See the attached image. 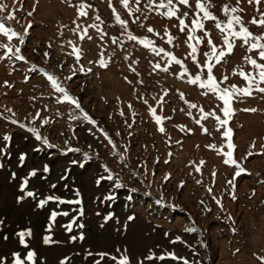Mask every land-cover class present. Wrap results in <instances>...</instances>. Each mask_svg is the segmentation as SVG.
I'll use <instances>...</instances> for the list:
<instances>
[{
	"label": "rangeland",
	"instance_id": "obj_1",
	"mask_svg": "<svg viewBox=\"0 0 264 264\" xmlns=\"http://www.w3.org/2000/svg\"><path fill=\"white\" fill-rule=\"evenodd\" d=\"M196 2L176 5L177 16L188 25L181 32L177 17L158 14L146 6L148 0L139 4L129 0L128 7L121 0H0L7 5L0 18L24 38L20 44L18 37L8 40L0 34V45L12 47L13 52L19 47L25 58H8L7 48L0 47V57H4L0 59L3 264H13L14 253L20 254L24 264H33L26 259L29 251L36 253L35 264H61L62 260L95 264L100 260L97 253L119 258L125 250L131 264H183V260L189 264H264L260 259L264 258V93L254 90L251 96L234 98L235 114L221 127L215 116L225 118L223 102L199 83L189 82L196 75L206 80L203 66L212 63L220 87L248 86L239 73L256 75L245 57L264 63L258 52L248 51L237 40L232 54L216 63L208 39L217 51L225 47L224 34L215 26L219 21L223 27L227 21L222 12L225 4L243 9L237 14L245 27L255 36L264 35V27L250 23L264 12V0L258 6L248 0H211L217 20H203V30L190 31L198 18ZM81 3L91 5L85 9L87 16L78 14ZM9 15L14 19H7ZM77 25L80 30L73 31ZM83 29L87 35L81 40ZM169 34L174 38L171 43ZM190 35L198 39L189 40ZM141 41L152 43L145 46ZM189 45L195 46L194 54ZM73 47L80 50L78 61ZM102 59L107 67L101 66ZM49 77L71 100L56 90ZM150 108L161 117L159 124ZM209 112L215 116L204 119ZM29 128H35L53 147L36 140ZM226 128L232 130L233 158L245 169L235 179L238 169L225 164L222 154L229 150L222 135ZM5 135L11 139L5 141ZM21 155L24 160L19 159ZM45 165L48 172H44ZM34 170L36 175L31 176ZM109 175L111 180L101 179L97 184ZM27 191L35 195L28 197ZM109 195L115 199H105ZM49 196L80 203L52 200L40 207V201ZM53 211L68 215H57L52 222ZM110 215L112 219L106 222ZM129 216L134 219L128 220ZM29 230L25 247L19 233ZM45 236L54 242L44 244ZM177 237L180 240L173 243ZM150 254L166 258L149 260ZM169 254L183 259L173 260ZM100 264L116 262L106 256Z\"/></svg>",
	"mask_w": 264,
	"mask_h": 264
},
{
	"label": "snow or ice",
	"instance_id": "obj_2",
	"mask_svg": "<svg viewBox=\"0 0 264 264\" xmlns=\"http://www.w3.org/2000/svg\"><path fill=\"white\" fill-rule=\"evenodd\" d=\"M122 4L125 7H128V3L129 0H121ZM137 4H139L140 0H136ZM248 2L250 4L255 3L257 6L260 4L261 0H248ZM237 3H239V0H237ZM184 5V6H190L189 0H159V3L156 2V0H148V5H146L149 8L155 9L157 10L158 14L162 15V16H166L167 18L171 19L173 17H177V19H179V25H180V31L183 32L185 31L186 28H188V25L185 24V21L183 18H180L177 16V13L179 12V8L176 5ZM91 7V5H87L85 3H81L78 6V14L79 16H87V11L85 10L86 8ZM215 6L213 4H211V0H197L196 2V8L199 10V13H203L202 17H199V13L198 18L194 19L192 21V24L194 25V27L192 29H190V31H195L197 29L203 30L204 29V24H203V20H217L216 15H214V13L212 12V8H214ZM7 8V5L4 4H0V12H3L5 9ZM160 9H165V11L160 12ZM136 11H139V9L137 8ZM243 9L238 8V7H232L229 6L228 4H225L222 6V12L224 14L225 17H227V21L224 24V26L222 27L221 22L217 21L216 23V28H218L221 33H223V43L225 47H222L219 49V51H217L216 46L214 44H212L211 39H208V43L209 45H211L212 51H211V56L216 58V63H220V61L232 54L234 47L236 46L235 41L239 40L242 41L243 45H247L248 46V51H256L258 52V56L259 59L261 61H264V35H260V36H255L247 27H245L244 22L242 20V17L240 15H238L237 13L242 12ZM113 12H115V9H113ZM257 12H259V7H257ZM28 15H32L31 12L28 13ZM184 16H187V13L183 14ZM7 19H14V16L9 15L7 17ZM97 20H99V16L96 17ZM117 21L121 24V26H125V21L121 20L120 17L117 15L116 16ZM75 23V21H74ZM250 23L255 24L257 26L260 27H264V12L260 13V18L256 19L255 17H253V19L250 21ZM28 27H31V24L29 23ZM90 27L93 28H97V30L99 31V26L96 24H92L90 25ZM80 30V25H77L76 29H73V31H77ZM84 35L80 36V39L83 40L84 36L87 35V29H83L82 30ZM149 32H152L153 29L152 28H148ZM25 32H27V29H25ZM0 34L4 35L8 40H12L14 37H18L19 38V43L23 44L24 43V38L23 35L13 31L10 28H7L3 18H0ZM205 36H208V33L205 32ZM88 39H91V37L89 36ZM129 39H136V37L129 35ZM174 38L169 34L168 36V42L171 43L172 40ZM192 39H198L196 37L193 36H189V40ZM115 42V41H113ZM142 43L145 44V46H149L151 45V41H141ZM198 42H200L198 40ZM71 43V42H70ZM190 47H192V53L194 54L196 52V48L193 45H189ZM0 47H6L7 48V54H8V58H10L11 56H15L16 60H24V56L20 54V48L17 47L15 48V52H13L12 47L7 46V45H0ZM153 51H156V49H153ZM160 51H163V49H160ZM73 52L76 54V59L77 61L80 59V55L79 52L80 50L73 47ZM4 57H0V59H3ZM193 59L195 60V56L193 55ZM247 63H249L255 70H256V75H252L251 73H244L243 71H241L239 73V75L247 81L248 86L245 88H237L236 86H231L229 87H220V84L217 81V78L213 75V67L214 65L212 63H207L203 66V68H206L207 70V78L206 80H203L201 75H196L195 78H192L189 80L190 83L192 84H197L199 83L201 88H205L208 91L214 93L217 95V98L219 100H221L223 102V108L221 109V111L223 112L224 115V119H221L219 116H215V113L213 112H209V113H204L203 118L207 119L208 116H215V119L217 120V122L220 124L221 127H225L228 122L229 119L231 118V116H233L234 113V109L232 108V102L233 99L236 97H242V96H251L253 91H259L261 93H264V87H260V84H264V63H258L256 59H253L251 56H246L245 57ZM172 60L176 63V64H181V61L176 59L175 56H172ZM100 64L102 67H107V64L103 61V59L100 61ZM156 67H159V65H156ZM83 71V69H81ZM164 71H168L167 68L163 69ZM88 71H91V69H88ZM185 71H187L185 69ZM50 80H52L53 85L55 86L56 90L60 93L64 94V97L66 100H71V98L68 96V94L66 93L65 89L60 87L56 81L52 78L49 77ZM224 80H227V77H223ZM5 85L7 86V82H5ZM59 102V100H58ZM73 103L76 104V107L79 108V103L76 101H72ZM146 103V101H145ZM190 107L195 108L196 105L192 104L190 105ZM8 111H11L10 109ZM150 111L152 112V114L154 115L157 123L159 124L161 122V117L156 116L155 115V109L150 108ZM201 111L203 112V109H201ZM244 111H256V109H244ZM14 115V114H13ZM121 115H123V113H121ZM85 119H88L87 115H85L84 117ZM12 123H17L16 120H12ZM44 123H48V121H44ZM197 123H199V121H197ZM20 127H24V125H20ZM29 132L33 133V135L35 136V139L38 141L42 140V143L47 145L49 148H52L53 145L49 143V141L46 138L41 137L40 133L35 129V128H29L28 129ZM160 131L163 132L164 129L160 128ZM204 132H207L206 128H203ZM222 135L227 138L228 143H227V147H228V151L222 153L226 158L224 159V163L225 164H229V165H235L236 168L238 169L235 174H234V179L235 177L240 176L245 169H243L239 164H237V161L233 158V151L235 149L234 144L231 142V136H232V130L231 128H226L225 131L222 133ZM3 139L5 141L11 139L10 136L5 135L3 137ZM111 143V141H109ZM254 143H253V147H254ZM35 150H39V149H35ZM0 151H2V149H0ZM67 151H79L78 149H72V148H68ZM217 151H220L219 149H217ZM249 155H252L251 152H249ZM20 160H24L25 157L24 156H20L19 157ZM73 163H77L76 161H73ZM80 167H84L83 163L79 164ZM0 167H2V165H0ZM49 168L47 165L44 166V172H48ZM14 175V174H13ZM31 176H35L36 175V171H32L30 173ZM112 179V176L109 175L107 177H101L100 179L97 180V184H100V180L101 179ZM27 183L28 181L25 180L24 184L21 188V191H24V188L27 187ZM229 184H234V180L233 181H229ZM123 185L121 184H116V187H122ZM53 188H55V185H52ZM209 192H211V189H208ZM35 193H33L32 191H27L26 192V196L28 197H32L34 196ZM77 196H79V192L76 193ZM132 197L129 196L128 199H131ZM234 198V197H233ZM20 199H23V197H21ZM105 199L107 200H114L115 197L112 195H109L107 197H105ZM59 201V203L63 204V203H76L79 204L80 201L79 200H75V201H65V200H61L59 197H54V196H49L44 200L40 201V207H43L44 205H46L49 201ZM57 215H68L67 212H63V213H57L55 211H53L51 213L50 216V220L52 222H55ZM81 215H83V211L81 210ZM112 219V216H108L106 218V222L107 220ZM134 217L129 216L128 220H133ZM0 223H2V221H0ZM103 227V225H101ZM67 230L71 231V225H67ZM80 228H83V225H79ZM51 228V225L49 226V230ZM187 231L189 232H194L196 231L195 228H188ZM19 236L21 238L20 242L21 244H24L25 247H27V244L24 241V237L25 236H31V231H26V232H21L19 233ZM71 239L73 241H75L77 239L76 236L71 237ZM80 240H83L84 237L83 235H81L79 237ZM180 238L177 237L176 240L172 241L173 243H176L177 241H179ZM54 241H52L50 236H45L43 239V243L44 244H49V243H53ZM117 251H119V249H117ZM89 255H92L91 252L88 253ZM96 255H98L100 257V260H96L95 264H100V261L103 260L106 256L109 257V259H111L112 261H115L116 264H131L130 259L127 255V250H125V252L123 254L120 255L119 258H117L116 256H110L109 253L107 252H100L97 253ZM13 256L15 257L13 264H24V261L20 258V254L19 253H14ZM35 256L36 253L33 251H29L27 253V257L26 259L28 261H32L33 264H35ZM170 258L173 260L176 259H183L180 257L175 256V254H169ZM153 258H158L160 260H164L166 257L165 256H160V257H154L153 255H149L147 257V259L151 260ZM262 261H264V258H260ZM0 264H3V258L0 257ZM61 264H65V261H61ZM142 264V262H141ZM183 264H189V262L187 260H183Z\"/></svg>",
	"mask_w": 264,
	"mask_h": 264
}]
</instances>
